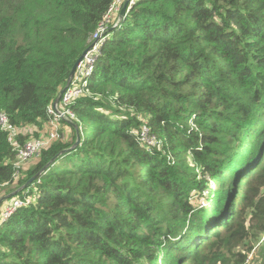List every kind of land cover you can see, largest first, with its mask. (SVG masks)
I'll list each match as a JSON object with an SVG mask.
<instances>
[{"label":"trees","instance_id":"trees-1","mask_svg":"<svg viewBox=\"0 0 264 264\" xmlns=\"http://www.w3.org/2000/svg\"><path fill=\"white\" fill-rule=\"evenodd\" d=\"M114 2L0 0V114L21 143L49 132ZM125 15L61 124L71 132L16 187L0 129V264H242L262 240L264 0H138ZM15 200L30 201L4 219Z\"/></svg>","mask_w":264,"mask_h":264},{"label":"built area","instance_id":"built-area-1","mask_svg":"<svg viewBox=\"0 0 264 264\" xmlns=\"http://www.w3.org/2000/svg\"><path fill=\"white\" fill-rule=\"evenodd\" d=\"M138 0H115L110 7L108 13L103 17L102 21L97 27L96 32L92 35L90 40L91 49L86 53L84 59L79 63L70 86L65 91L59 104L54 107V104L49 107L48 113L50 115L49 132L41 136L42 138L31 139L24 143L19 141L20 131L10 122L7 114H0V129L8 133V141L13 151L15 152L16 162L14 164L15 173L14 181L16 182L21 176V169L35 160L38 159L41 152L50 147L54 141L64 139V133L61 134V124L63 119L67 116L72 121L75 117L70 106L83 94L88 87L87 78L93 73L95 69V63L101 55L102 48L107 42V29L113 24L114 28L119 27L123 18L121 13L125 4H127L126 14L131 7ZM118 17V18H116ZM61 122V123H60ZM141 140L147 144L148 148H154L158 146V142L155 136L151 134L149 127L145 126L141 133ZM30 200L25 202L21 200H15L12 206L4 209V219H8L12 213H14L21 206L29 203ZM264 243V236L259 244L248 255L246 260L242 264H252L251 255L256 253L258 247Z\"/></svg>","mask_w":264,"mask_h":264},{"label":"water","instance_id":"water-1","mask_svg":"<svg viewBox=\"0 0 264 264\" xmlns=\"http://www.w3.org/2000/svg\"><path fill=\"white\" fill-rule=\"evenodd\" d=\"M126 9H127V4H125V6L123 7V10H122V13H121V17H122V18L125 17ZM90 49H91V47L88 48V49L85 51V53H84V55L82 56V58H80L79 61L77 62V64L74 66V68H73V70H72V72H71V75H70V78H69L68 84H67V86L65 87V89L61 92L59 98L54 102V107H56V106L59 104V102H60L62 96L64 95L65 91L67 90V88L70 86V84H71V82H72V79H73V77H74L75 71H76V69H77L79 63L82 61L83 57L86 55V53H87ZM78 145H79V139H78L77 143H76V144H75L70 150H68V151H72V150L75 149ZM68 151H64V152H62L60 155H58L56 158H54V159H53V160H52L47 166H45V167L43 168V170H41L38 174H36L35 176H33V177H32V178H31V179L25 184V186H23L20 190H18L17 192H15L14 195H15L16 193L20 192V191H23L24 189H27L32 183H34L36 180H38V179L41 177V175H42L43 173H45V172L49 169V167L51 166V164H52L53 162H55V161H56L61 155H64V154L67 153ZM11 197H12V195H11V196H7V197L2 198V199L0 200V205H1L4 201H6L7 199H9V198H11Z\"/></svg>","mask_w":264,"mask_h":264},{"label":"rangeland","instance_id":"rangeland-1","mask_svg":"<svg viewBox=\"0 0 264 264\" xmlns=\"http://www.w3.org/2000/svg\"><path fill=\"white\" fill-rule=\"evenodd\" d=\"M125 17H126V15H125ZM124 17V18H125ZM116 18H118V17H116ZM123 18V19H124ZM63 121H65V122H70L71 120L69 119V117H65L64 119H63ZM61 123V122H60ZM64 131H68V132H71V130H70V128H69V126H67V124H63V127H62V132L64 133ZM26 169V167L24 168V170ZM18 185V181H16L15 183H14V186L16 187ZM14 187V188H15ZM7 191H10V188L8 187V188H3V189H1V191H0V200H1V198H3L2 196H3V194L4 193H6ZM12 200H10V199H8V200H6V202H11ZM260 241V240H259ZM261 242V241H260ZM264 247V244H262L261 246H259L258 247V250L256 251V253H252V255L250 256L251 257V261H252V264H264V259L259 255V252L262 250V248Z\"/></svg>","mask_w":264,"mask_h":264},{"label":"clouds","instance_id":"clouds-1","mask_svg":"<svg viewBox=\"0 0 264 264\" xmlns=\"http://www.w3.org/2000/svg\"><path fill=\"white\" fill-rule=\"evenodd\" d=\"M259 243H260V242H259ZM259 243H258V244H259ZM260 246H261V245H260Z\"/></svg>","mask_w":264,"mask_h":264}]
</instances>
